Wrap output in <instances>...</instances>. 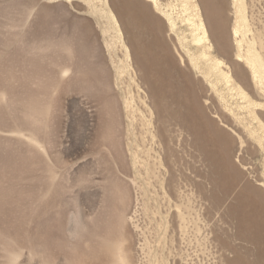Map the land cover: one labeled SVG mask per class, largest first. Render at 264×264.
<instances>
[{"label":"rangeland","instance_id":"1","mask_svg":"<svg viewBox=\"0 0 264 264\" xmlns=\"http://www.w3.org/2000/svg\"><path fill=\"white\" fill-rule=\"evenodd\" d=\"M144 1L0 0V264H113L119 227L132 264H264V141L189 65L203 4ZM219 1L229 57L208 24L211 51L263 101L235 59L234 0ZM245 1L247 49L264 0ZM256 112L241 110L264 139ZM177 204L206 224L197 238Z\"/></svg>","mask_w":264,"mask_h":264},{"label":"bare ground","instance_id":"2","mask_svg":"<svg viewBox=\"0 0 264 264\" xmlns=\"http://www.w3.org/2000/svg\"><path fill=\"white\" fill-rule=\"evenodd\" d=\"M200 1L203 4L204 10H202V8L199 6V3L197 1H195L194 4H192L195 7V12H196V13H193L196 16V20L193 23L196 29V35H194L193 42H195L197 46H199L200 48L198 47L199 49L197 48L196 50H192L190 46L186 47V53L189 59V65L192 68V70L199 73L204 78V80L208 83L210 90L214 92V94L216 95L217 100L219 104L221 105L223 111L229 112L232 115L235 122L242 124L246 128V130H248L249 134L257 139L256 141L262 142L264 141L263 137L258 133L257 130L247 125L248 123L245 122L246 117L245 118L242 117L241 110H247L254 119H259L256 114L258 112V111L256 112V109L264 108V40H263L264 36L262 37V32L259 30L258 36H257L258 38L256 42L257 46L255 47L252 45L250 46L248 45V48L245 49L244 42L246 40L245 39L246 32L247 33L249 32L248 31L249 26H248V15H247V3L245 0H234L235 9H236V17H235V23H234L232 30L236 38L235 59L238 62L244 63L246 65L244 66L249 68L251 72L252 82L257 90V94L259 93V95L262 96L263 98V101H259L253 98L250 91L247 90L246 87H244L240 82L236 80L233 70L230 68L228 63L223 58L218 57L216 54L213 53V51H211L213 48V44L209 36L208 24L210 27L213 28L214 32H213L212 37L214 38L215 43H217L218 51L224 56L229 57L230 44L228 43L226 39V35H223V33L220 34L221 29L224 31L226 25L228 24L227 17L224 16V14L221 11L222 6L219 3L220 1L219 0H200ZM115 4H118V2H115ZM144 4L146 5V7L148 5H151L155 9L160 10L163 16L166 15V12H165L166 10L164 9V3L160 2V0H145ZM194 7H191V8L194 9ZM119 9L120 7L117 5L116 11L119 12L118 11ZM107 10H109V12L111 13L112 19L114 20L119 32L121 33V27H120L121 24H119V20L116 18L115 14L112 13V10L110 9V7ZM167 16H168V21L170 24V29L173 30L175 27V22H174L175 19L171 15H167ZM193 18H194V15H193ZM216 25L217 27L219 26L220 28V29L218 28L217 31H215L214 29ZM131 26L133 25L131 24ZM179 44H180V47L183 46V43L181 42V40ZM177 53L179 56L180 63L182 65H185L183 56L180 54L178 50H177ZM127 56H130L128 47H127ZM224 65L227 66L226 69H224ZM65 72H68V70H65ZM149 124L151 125L153 124L152 120H150ZM261 126L263 127L262 129H264V124H262ZM150 127L148 128V131L150 132L152 137H155V133H153ZM176 207H177L178 217L181 221V228H182L184 235H187L193 232L195 233V235H193L194 236L193 238H197L198 234L201 233L202 229L205 227L206 224L201 225L200 219L198 218V216H193L194 208H192L190 205L177 204ZM116 208L117 207H115V209ZM119 229H121L122 231V234H121V231L119 233L121 234L122 238L119 236V238L121 239H119L115 244L113 264H132L131 242L129 245L128 243L124 244V241L128 242L129 239L131 241V237L129 239L127 238L124 227L122 228L119 227ZM127 233H129V231ZM207 238H208L207 234H205L201 244L206 242Z\"/></svg>","mask_w":264,"mask_h":264}]
</instances>
